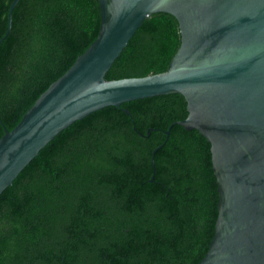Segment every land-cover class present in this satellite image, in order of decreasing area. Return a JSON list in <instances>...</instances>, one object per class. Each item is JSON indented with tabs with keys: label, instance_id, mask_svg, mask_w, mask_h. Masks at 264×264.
Segmentation results:
<instances>
[{
	"label": "trees",
	"instance_id": "1",
	"mask_svg": "<svg viewBox=\"0 0 264 264\" xmlns=\"http://www.w3.org/2000/svg\"><path fill=\"white\" fill-rule=\"evenodd\" d=\"M12 1L0 0V138L101 26L99 0H20L5 36ZM180 42L177 18L153 13L106 78L162 72ZM187 115L176 92L109 105L62 129L0 193V264H198L219 194L199 130L176 123L165 141Z\"/></svg>",
	"mask_w": 264,
	"mask_h": 264
},
{
	"label": "water",
	"instance_id": "2",
	"mask_svg": "<svg viewBox=\"0 0 264 264\" xmlns=\"http://www.w3.org/2000/svg\"><path fill=\"white\" fill-rule=\"evenodd\" d=\"M19 1L9 6L5 36ZM99 1L96 39L12 130L5 128L0 193L74 121L109 105L178 92L188 115L170 124L165 141L176 123L199 130L211 143L219 194L215 233L198 264H264V0ZM156 12L171 13L179 22L181 42L168 69L106 78L143 21ZM162 145L153 150L154 167Z\"/></svg>",
	"mask_w": 264,
	"mask_h": 264
}]
</instances>
